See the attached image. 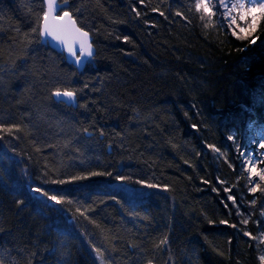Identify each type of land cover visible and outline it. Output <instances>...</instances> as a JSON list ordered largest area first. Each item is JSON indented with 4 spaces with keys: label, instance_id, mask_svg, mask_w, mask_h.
Here are the masks:
<instances>
[{
    "label": "trees",
    "instance_id": "trees-1",
    "mask_svg": "<svg viewBox=\"0 0 264 264\" xmlns=\"http://www.w3.org/2000/svg\"><path fill=\"white\" fill-rule=\"evenodd\" d=\"M199 2L69 0L95 49L78 72L42 42L44 0H0V129H21L0 130V264H264L242 159L264 133V17L242 38Z\"/></svg>",
    "mask_w": 264,
    "mask_h": 264
},
{
    "label": "snow or ice",
    "instance_id": "snow-or-ice-1",
    "mask_svg": "<svg viewBox=\"0 0 264 264\" xmlns=\"http://www.w3.org/2000/svg\"><path fill=\"white\" fill-rule=\"evenodd\" d=\"M218 2L223 4V6L227 9L229 14L234 9L239 8L242 12L240 16L242 20L245 19L247 16H251L252 24L250 25V28L252 31H255V25L257 22L256 14L259 13L261 17H264V0H247V5L243 2V0H239L237 4H231V7H229L228 4H224L223 0H218ZM62 3L63 5L67 6L69 5V0H62ZM195 7L198 10L202 9L203 12L205 13H211L212 11L206 0H200V2L195 5ZM58 10L62 11L63 14L59 16L54 15ZM50 19L55 23H49ZM33 31H35V29H33ZM40 31L42 36L51 37L53 41L59 43L60 45L67 46L69 54L75 57V62L77 64L81 62L82 56L85 55L88 57L93 56L92 45L88 41L89 33L76 27V21L73 19L72 13L69 11H63V8L57 4V0H47V10L43 12ZM241 31L245 32L246 30L241 29ZM68 34H72L75 37V39L72 41V44H69L68 41L65 39V36ZM77 43L79 45L78 49L73 46ZM77 51H79L80 53L79 56H77L76 54ZM54 96L57 98L67 97L69 99H73V100L75 99V93L67 90L65 91L56 90L54 92ZM0 130L11 136L14 130L18 132L21 129L17 125L13 124L9 127H5ZM2 139L3 137L0 136V140ZM261 147L264 148V145H261ZM252 171L255 173L254 168ZM104 174L105 173H100V172L91 173L92 176H99ZM84 179H87V176L72 177V180H84ZM261 179H264V175H261ZM67 182L68 181H64V180L52 181L53 184L55 183L64 184ZM34 191L45 195L51 201H55L56 203L61 202L59 199H57V195H48L46 191H42V189L40 188H35ZM162 243H166V241H163ZM95 251H96V256L100 260L101 264H105L104 252L101 251L100 249H96Z\"/></svg>",
    "mask_w": 264,
    "mask_h": 264
},
{
    "label": "rangeland",
    "instance_id": "rangeland-1",
    "mask_svg": "<svg viewBox=\"0 0 264 264\" xmlns=\"http://www.w3.org/2000/svg\"><path fill=\"white\" fill-rule=\"evenodd\" d=\"M209 7L212 9L211 13H217L221 20L225 23V25L229 26L233 32L241 36L242 38L252 37L255 33L261 16L259 13L256 14L257 22L255 25V31H252L250 25L252 24L251 16H247L245 19H241L240 16L242 14L239 8L234 9L230 14L227 9L223 6L222 3H219L218 0H206ZM239 0H223L224 4H228L231 7V4H237ZM243 2L247 5V0H243ZM241 29H245V32H242ZM250 33V34H248ZM255 41V40H254ZM87 63L90 60H86ZM264 143V133L257 134L254 141L250 144L249 149L247 151L242 152V159L245 166V171L248 176L256 181L261 178V175H264L263 169L260 168V164L264 160V153L260 151L261 145ZM255 169V173L252 171ZM119 189H122L127 194L135 196V197H144L149 195H155L161 192L160 189L153 186H145L140 185L138 187H132L127 185H117ZM95 259L97 260V264H101L100 260L95 255Z\"/></svg>",
    "mask_w": 264,
    "mask_h": 264
},
{
    "label": "water",
    "instance_id": "water-1",
    "mask_svg": "<svg viewBox=\"0 0 264 264\" xmlns=\"http://www.w3.org/2000/svg\"><path fill=\"white\" fill-rule=\"evenodd\" d=\"M57 4L60 5L63 8V11L67 7L65 5L60 4L58 0H57ZM44 5H45V8L47 10V0H44ZM62 14H63V12L58 10L54 15L59 16V15H62ZM49 23H55V22L50 19ZM76 27H78L77 23H76ZM41 37H42V42H43L44 45H48L51 49H53L57 53L63 54L65 56V59H66L67 63L73 65L78 70V72H82L83 71V69L85 67V60L86 59H92L95 56V49H94V47L92 45V39H91L90 35H89L88 41L92 45L93 56L92 57H88L86 55L82 56L81 57V62L79 64H77L75 62V57H73V56H71L69 54L67 46L60 45L59 43L53 41L51 39V37H44L42 35H41ZM65 39L68 41L69 44H72V41L75 39V37L72 34H68V35L65 36ZM73 46L76 47L77 49L79 47L78 43L73 45ZM76 54H77V56H79L80 55L79 51H77ZM55 99L57 101H62L64 103H66L68 106L76 107V102H75L76 97H75L74 100L73 99H69L67 97H61V98L55 97Z\"/></svg>",
    "mask_w": 264,
    "mask_h": 264
},
{
    "label": "bare ground",
    "instance_id": "bare-ground-1",
    "mask_svg": "<svg viewBox=\"0 0 264 264\" xmlns=\"http://www.w3.org/2000/svg\"><path fill=\"white\" fill-rule=\"evenodd\" d=\"M56 100V99H55ZM57 101V100H56Z\"/></svg>",
    "mask_w": 264,
    "mask_h": 264
}]
</instances>
